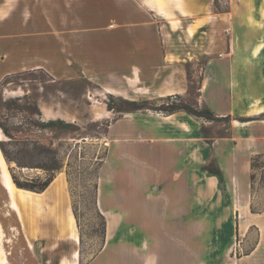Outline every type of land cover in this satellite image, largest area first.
Segmentation results:
<instances>
[{
	"label": "rangeland",
	"instance_id": "374dc122",
	"mask_svg": "<svg viewBox=\"0 0 264 264\" xmlns=\"http://www.w3.org/2000/svg\"><path fill=\"white\" fill-rule=\"evenodd\" d=\"M94 1L61 0L58 5L44 0L39 8L47 14L46 19H52V10L57 9L64 20L67 11L81 14L90 8L95 10ZM218 3L222 9H229L232 0ZM115 4L116 0H110L108 17L100 14L103 20L92 30V44L24 45L28 65L12 76L4 77L3 68L10 45L0 42V123L14 137L11 139L0 126V143L5 141V148L14 157L9 162L0 146V264H89L106 242L105 214L117 217L116 223L121 221V226L110 234V242H146L147 236L135 237L133 226L124 225L130 212L122 203L128 196H181L187 202L183 205L187 210L180 215L182 226L188 230L183 238L190 245V253L191 245H202L205 257L215 251L220 259L264 264V169L257 170L252 192V155L235 148L231 119H189L193 124H181L176 119H138L137 134L117 138L115 118L123 112L161 117L168 114L164 108L175 104H190L198 109L207 106L197 104L202 77L199 71L204 60L190 63L185 93H148L151 86L178 77L149 74L155 69L159 73L168 71L161 59L154 58L157 48L150 42L149 30L144 35L141 58L136 61L141 74L132 75V44L117 45L116 38L106 34V26L115 24L117 28L112 13ZM31 10L34 13L37 7ZM56 56L61 58L56 66L61 74L52 80L46 68L54 69L52 61ZM7 88L27 94L10 96ZM113 89L128 98L111 93ZM143 90L145 98L138 95ZM133 101L144 108H134ZM46 110L54 113L45 116ZM51 115L75 122H43ZM252 119H262L264 124V114ZM181 128L189 135L181 136ZM167 143L174 149L173 154H169ZM49 149L54 150L57 159ZM34 165H62L56 176L63 183L62 195L55 196L48 189L44 200L25 204L6 193L12 185L9 167L22 177L47 176L45 169ZM207 167L220 168L223 179ZM251 205L263 211L252 212ZM70 212L76 218L68 227ZM239 215L249 223L247 233L242 231L241 223L244 226L245 222ZM179 219L178 215L180 223Z\"/></svg>",
	"mask_w": 264,
	"mask_h": 264
},
{
	"label": "crops",
	"instance_id": "0c3cea01",
	"mask_svg": "<svg viewBox=\"0 0 264 264\" xmlns=\"http://www.w3.org/2000/svg\"><path fill=\"white\" fill-rule=\"evenodd\" d=\"M89 1L93 3V0ZM52 2L59 5L61 0ZM94 2L95 10L90 8L81 14L67 11L65 19L61 20V12L57 9L52 10V19H46L47 14L39 8L44 0H0V42L10 45L3 67L4 77L20 73L27 67L24 45L45 42L92 44L95 41L92 30H96L103 20L100 14L105 13L108 17L111 13H108L110 0ZM33 6L37 7L34 13ZM97 7L100 10H96ZM112 13L117 28L115 24L106 26L109 28L106 34L116 38L117 45L132 44L133 76L141 74L136 61L141 58L144 35L149 30L150 42L157 48L154 58L161 59L163 68L168 70L159 73L155 69L149 74L178 77L151 86L148 93L169 96L185 93L190 63L204 60L198 70L202 77L197 104L207 106L219 117L231 119L237 140L234 145L239 153L252 156L264 153L263 120L252 119L264 114V0H232L230 8L222 10L216 8L215 0H116ZM60 59L53 57V70L45 67L52 80H57L61 74L56 68ZM7 89L10 96L27 94ZM111 93L128 98L118 89ZM138 95L147 97L145 90ZM53 113L46 110L43 115ZM48 118L51 119H43V122L55 118L75 122L65 116ZM201 118L182 110L161 117L127 111L115 118L114 129L118 139H127L130 133L137 134L138 119H176L181 124L187 121L193 124L189 119ZM188 135L181 128V136ZM166 145L169 154H173L174 149L168 143ZM185 200L181 196L125 197L122 207L130 215L125 218L124 225L133 226V236L144 235L148 239L124 245L110 242V234L121 226V221L116 223L114 217L104 213L107 217L106 242L89 264H246V261L237 263L233 259H220L215 251L205 257L202 245H191L193 252L190 253V245L183 238L188 235V230L182 226L180 215L187 210V206H183L187 203ZM99 206L102 210L100 200ZM239 218L246 224L242 231L247 233L249 223L240 215ZM241 225L243 227V223Z\"/></svg>",
	"mask_w": 264,
	"mask_h": 264
},
{
	"label": "trees",
	"instance_id": "16d2710c",
	"mask_svg": "<svg viewBox=\"0 0 264 264\" xmlns=\"http://www.w3.org/2000/svg\"><path fill=\"white\" fill-rule=\"evenodd\" d=\"M215 6L218 10H222V8L219 6L218 0H215ZM135 107L137 109H142L144 108V105H140L137 101H133ZM165 112L167 113H174L178 110H185L188 113L197 116V117H202L206 118L208 120H217V119H228V117H219L217 114L211 110L210 108H203V109H198L194 105L190 104H175L170 106V108H164ZM56 121L66 123V121L62 119H56V120H49L45 121L46 124L51 125L55 123ZM66 124H71V123H66ZM1 128L3 129V132L8 135L11 139H14L13 136L10 135L8 130L0 123ZM5 141H1L0 146L2 148V151L4 153L5 158L9 161L12 162L14 160V157L11 155V153L5 148L4 146ZM50 152L54 154V150L49 149ZM56 154H54V158H56ZM34 167H41L45 169L48 174L46 177H42L40 175L33 176V177H22L16 173V170L14 167H9L12 179L14 183L19 187L35 192H43L45 191L51 183L54 181V179L57 176V172L60 171L62 168V165H57L56 167H47V166H41V165H34ZM250 168H251V189L252 192L255 190V183L257 180V170L259 168L264 169V153H257L254 154L251 157L250 160ZM210 173L217 175L221 180L223 179V174L220 168L213 169L211 167L206 168ZM261 179L264 180V171H262L261 174ZM251 210L252 212H261L262 210H256L253 205H251Z\"/></svg>",
	"mask_w": 264,
	"mask_h": 264
},
{
	"label": "bare ground",
	"instance_id": "6f19581e",
	"mask_svg": "<svg viewBox=\"0 0 264 264\" xmlns=\"http://www.w3.org/2000/svg\"><path fill=\"white\" fill-rule=\"evenodd\" d=\"M0 134H1V129H0ZM0 152H1V148H0ZM1 175H2L1 177H2V180H3V185H4V179H3V173L2 172H1ZM60 180L61 179L59 177H56L54 179V181L52 182V184L45 191H43V192H35V191H31V190H27V189H23V188L17 187V185L11 179V184L12 185L11 186L9 185L6 188V193L8 195H11L12 197H14V199L19 201V202H22V203H25V204H33V203H36V202L44 200V198H45L44 194L46 193V191L48 189H50L52 191V194L55 195V196H59L60 194L62 195V192L60 190L63 189L62 188L63 187V183ZM0 182H1L0 184H2V181H0ZM58 183H60V184L57 185ZM53 185H54V188H52ZM1 187H2V185H1ZM102 211L104 212L103 209H102ZM68 216H69V221H67V226L70 227V225H73V222H75L74 220H75L76 217L71 212H70V214H68ZM112 223H113V220H112ZM112 225H114V224H112ZM245 226H246V224H244L243 227H245Z\"/></svg>",
	"mask_w": 264,
	"mask_h": 264
}]
</instances>
